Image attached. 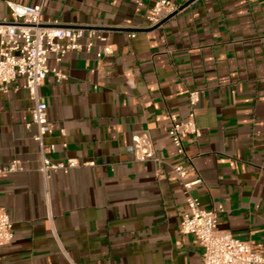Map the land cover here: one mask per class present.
I'll list each match as a JSON object with an SVG mask.
<instances>
[{"label":"crops","instance_id":"obj_1","mask_svg":"<svg viewBox=\"0 0 264 264\" xmlns=\"http://www.w3.org/2000/svg\"><path fill=\"white\" fill-rule=\"evenodd\" d=\"M42 5L44 25L103 28L112 53L68 52L40 88L53 161H94L45 179L22 78L0 90V206L12 241L0 264H201L204 246L181 228L186 195L169 165L136 161L134 133L148 131L172 163L171 117L186 120L189 92L201 136H185L201 206L222 203L218 229L264 251V0H193L152 29L137 0H11ZM185 4V3H184ZM0 0V20L11 19ZM134 33L135 36H131ZM64 130V131H63Z\"/></svg>","mask_w":264,"mask_h":264},{"label":"built area","instance_id":"obj_2","mask_svg":"<svg viewBox=\"0 0 264 264\" xmlns=\"http://www.w3.org/2000/svg\"><path fill=\"white\" fill-rule=\"evenodd\" d=\"M149 11L147 18L150 27L159 25L169 15L179 13L184 3L189 0H146ZM138 5L144 4L137 0ZM12 11L11 19L0 20V90L7 91L12 82L18 78L24 80L29 98L33 102L32 121L36 132L33 135L42 154L39 170L48 179L52 173L68 172L82 165H95L94 161L80 162L76 158L67 161H53L45 152V137L52 132L48 115L47 100L41 96L40 88L46 77L53 73L57 81L68 79L69 75L59 68L49 66V58L54 55L57 61L70 51L95 52L97 59L112 53L109 36L103 28L93 27H59L44 25L42 5H25L7 0ZM131 36H135L134 33ZM200 91L189 92L192 110L186 120L171 117L169 135L176 148L177 156L186 159V163H172L156 153L154 140L148 131L134 133L130 151L136 161H153L158 165H169L180 180L186 195L187 212L183 215L181 228L184 233L198 236L204 246L201 264H264V251L255 247L250 241L234 236L228 230L218 229L219 213L225 211L222 203L211 209L201 206L199 197L194 194L195 185L203 179H188L194 170L192 158L187 154L185 136H201V129L196 121L195 108L200 102ZM64 131V130H63ZM23 170L20 159H13L8 165L0 166V177ZM13 223L7 209L0 206V247L13 239Z\"/></svg>","mask_w":264,"mask_h":264},{"label":"water","instance_id":"obj_3","mask_svg":"<svg viewBox=\"0 0 264 264\" xmlns=\"http://www.w3.org/2000/svg\"><path fill=\"white\" fill-rule=\"evenodd\" d=\"M193 0H189V1H187L184 5H183V7H185V6H187L189 3H191ZM174 15V14H173ZM173 15H169L168 17H171V16H173ZM163 22V21H162ZM162 22L159 24V25H161L162 24ZM159 25H156V26H153V27H151L152 29H154V28H157Z\"/></svg>","mask_w":264,"mask_h":264}]
</instances>
